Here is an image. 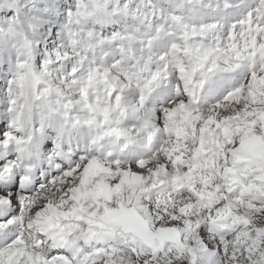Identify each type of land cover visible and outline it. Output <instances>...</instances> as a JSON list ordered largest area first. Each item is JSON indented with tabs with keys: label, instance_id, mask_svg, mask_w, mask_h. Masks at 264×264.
<instances>
[{
	"label": "snow or ice",
	"instance_id": "snow-or-ice-1",
	"mask_svg": "<svg viewBox=\"0 0 264 264\" xmlns=\"http://www.w3.org/2000/svg\"><path fill=\"white\" fill-rule=\"evenodd\" d=\"M0 264H264V0H0Z\"/></svg>",
	"mask_w": 264,
	"mask_h": 264
}]
</instances>
